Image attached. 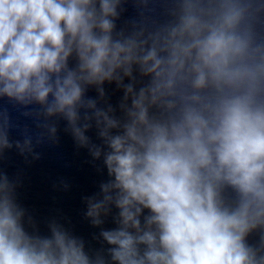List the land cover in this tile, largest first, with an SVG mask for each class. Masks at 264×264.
I'll use <instances>...</instances> for the list:
<instances>
[{
  "label": "clouds",
  "instance_id": "clouds-1",
  "mask_svg": "<svg viewBox=\"0 0 264 264\" xmlns=\"http://www.w3.org/2000/svg\"><path fill=\"white\" fill-rule=\"evenodd\" d=\"M0 100L31 122L11 140L0 106V157L39 160L63 121L108 176L83 197L108 245L89 255L0 171V264H264V0H0Z\"/></svg>",
  "mask_w": 264,
  "mask_h": 264
}]
</instances>
